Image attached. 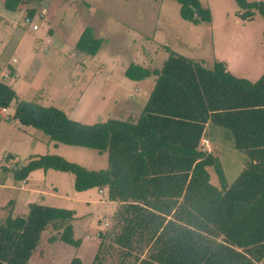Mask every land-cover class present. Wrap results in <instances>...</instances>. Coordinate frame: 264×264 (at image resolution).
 <instances>
[{
	"label": "trees",
	"instance_id": "16d2710c",
	"mask_svg": "<svg viewBox=\"0 0 264 264\" xmlns=\"http://www.w3.org/2000/svg\"><path fill=\"white\" fill-rule=\"evenodd\" d=\"M170 1L179 5L182 20L211 22L199 0ZM24 2L3 0V7L15 12ZM235 2L240 20H251L254 12L264 19L263 2ZM102 44L86 28L74 47L95 56ZM168 53L160 69L132 64L124 73L132 82L154 81L136 119L81 124L55 107L20 100L0 80V110L15 103L13 120L21 127L53 143L106 152L108 160L107 169L88 171L57 156H32L13 171L14 180L53 170L71 174L76 193L105 190L106 201L116 203L114 224L98 233L91 264H264V74L251 83L221 62L208 69ZM204 136L212 147L229 140L248 157L231 184L213 150H202ZM208 168L219 187L211 184ZM73 217L74 211L37 204L24 216L9 213L0 221V264H28L47 229L55 233L49 243L77 248Z\"/></svg>",
	"mask_w": 264,
	"mask_h": 264
},
{
	"label": "rangeland",
	"instance_id": "374dc122",
	"mask_svg": "<svg viewBox=\"0 0 264 264\" xmlns=\"http://www.w3.org/2000/svg\"><path fill=\"white\" fill-rule=\"evenodd\" d=\"M2 2L0 80L8 82L20 100L55 107L81 124L121 120L124 113L136 118L146 96L124 73L132 64L160 69L168 52L208 69L214 61L223 62L233 75L251 80L264 72V19L254 12L253 21L239 29L243 24L235 18L240 11L235 0H199L211 12V22L198 25L182 20L179 5L170 0H25L15 12L4 15ZM86 28L103 40L95 56L74 47ZM232 49L243 53L232 56ZM14 109L12 103L0 111V220L9 211L24 215L28 205L42 203V196L51 200L48 206L72 210L78 204L74 198L84 194L74 191L71 174L36 170L22 185L14 180L13 171L30 157L44 155L100 171L108 167L107 153L53 143L39 130L20 129L13 120ZM208 171L215 182L212 169ZM225 173L231 184L237 176L234 167H225ZM21 186L34 191L29 198ZM91 191L97 194V189ZM112 209L105 201L83 220L73 217V237L81 240L77 248L49 243L55 233L47 229L28 264H70L74 259L91 264L99 247L98 233L109 232L114 224L113 214L107 217Z\"/></svg>",
	"mask_w": 264,
	"mask_h": 264
},
{
	"label": "crops",
	"instance_id": "0c3cea01",
	"mask_svg": "<svg viewBox=\"0 0 264 264\" xmlns=\"http://www.w3.org/2000/svg\"><path fill=\"white\" fill-rule=\"evenodd\" d=\"M5 11L6 10L4 9L3 2H2V11H1L2 12V15L5 14L4 13ZM235 16H236L235 18L237 20H240L237 15H235ZM253 19H254V16L249 21H242V20H240L242 22L243 26H241L240 28L238 27V28L239 29H245L246 28V25L249 24L250 22H252ZM230 53L232 54V56H237L239 54H242L243 51L242 50L241 51L240 50H235L234 51V49H232L230 51ZM26 57H28V55H26ZM242 58H244V55L242 56ZM218 62H220V61H218ZM221 63H223V62H221ZM235 63H237V62H234L233 64H235ZM224 66L226 68V71H228L229 70L228 69V66L225 65V64H224ZM230 69H232V68H230ZM228 72L230 73V70ZM230 74L233 77H235V78L244 79V80H247V81H249L251 83H254V82H256L264 74V72L262 73L261 76H258V77L254 78L252 80L249 79L247 76H245V77H239V76L233 75L232 73H230ZM145 81L136 82V83H138L139 88L144 92V96H146V98H144V102L142 103V108L145 105V103L147 102V99H148V97H149V95H150V93H151V91L153 89V86H154V81H152V83H145ZM138 108H139V105H138ZM0 111H2V110H0ZM141 111L142 110H140L138 112V116L141 113ZM120 117H122V119H125V118H128V117H132V115L131 114L124 113ZM18 127L20 129L26 128V127H21L19 124H18ZM205 141H207V149H208V151H210V149H211V151L213 150L212 152L215 153L214 156H217L219 158V161L221 163L222 169L224 171L226 184L229 185L230 182L227 180L226 173H225V167H229V165L233 166L236 175H238L242 171V169L244 168V166L248 163V157L245 156L243 153L239 152L238 150H236L235 147H234V145H233V143L230 142L229 140H226V144L224 145L223 142L225 141V139H224V141H223V139H221V140L219 139V140H217V142L212 147V145H211L212 143L209 142L208 138L206 140V138L204 136V138H202L201 139V142H200L201 143V145H200L201 148H202V145L204 144ZM210 169H212V168H210ZM208 170H209V168H208ZM212 171L215 174V172H214L213 169H212ZM209 175H210V173H209ZM215 178H216V181L213 182L212 177L210 176V182H211L212 185H214L216 187H219V180H218V177H217L216 174H215ZM21 183H22V185L23 184H27L26 183V180L23 181V182H21ZM20 189L25 191V193L28 195L27 196L28 198H29V194L32 193V192H34L33 190H27L24 186H21ZM88 192L89 191L83 192L84 195H82L80 197H75L74 198L78 202V204L77 205H74L71 211H74V216L75 217L81 218L79 221L83 220L84 217H86L87 215H92L93 212H94L93 211L94 207L97 206V205L103 204L106 201V197H105L106 196V192H105V190H98L97 189V194L93 193V191H91V190H90V193H88ZM78 194H81V193H78ZM101 197H103V199H101ZM40 199H41L42 203L41 204H37V205L46 206V207H52V208H54V207L57 208L56 206H48V203H49L48 201H51V200H46L44 196H42ZM110 203L112 204L113 209H112V211L110 212V214L107 217H109L110 215H112L115 212V208H116V203H113V202H110ZM26 209L27 210H26V213L24 215H26L27 212H28V207ZM58 209H60V208H58ZM9 213H12V212L9 211ZM8 214H7V216H8ZM24 215H21V216H24ZM12 216H13V213H12ZM79 221H78V223H79Z\"/></svg>",
	"mask_w": 264,
	"mask_h": 264
},
{
	"label": "built area",
	"instance_id": "2783aa9c",
	"mask_svg": "<svg viewBox=\"0 0 264 264\" xmlns=\"http://www.w3.org/2000/svg\"><path fill=\"white\" fill-rule=\"evenodd\" d=\"M25 22H26L27 24H29V19H26ZM32 30H34V31L37 30L36 25H32ZM203 147H204L205 149H207V141L204 142V144L202 145V148H203ZM202 150L204 151V149H202ZM207 150H208V149H207Z\"/></svg>",
	"mask_w": 264,
	"mask_h": 264
},
{
	"label": "water",
	"instance_id": "95a60500",
	"mask_svg": "<svg viewBox=\"0 0 264 264\" xmlns=\"http://www.w3.org/2000/svg\"><path fill=\"white\" fill-rule=\"evenodd\" d=\"M196 14H198V13H196Z\"/></svg>",
	"mask_w": 264,
	"mask_h": 264
}]
</instances>
